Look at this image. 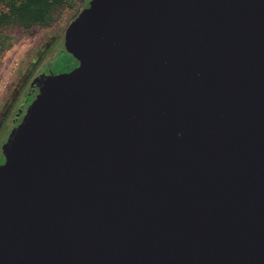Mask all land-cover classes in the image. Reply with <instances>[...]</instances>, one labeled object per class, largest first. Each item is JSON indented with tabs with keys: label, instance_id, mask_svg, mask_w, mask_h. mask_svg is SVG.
Wrapping results in <instances>:
<instances>
[{
	"label": "water",
	"instance_id": "1",
	"mask_svg": "<svg viewBox=\"0 0 264 264\" xmlns=\"http://www.w3.org/2000/svg\"><path fill=\"white\" fill-rule=\"evenodd\" d=\"M0 139V264H264V0H81Z\"/></svg>",
	"mask_w": 264,
	"mask_h": 264
},
{
	"label": "rangeland",
	"instance_id": "2",
	"mask_svg": "<svg viewBox=\"0 0 264 264\" xmlns=\"http://www.w3.org/2000/svg\"><path fill=\"white\" fill-rule=\"evenodd\" d=\"M71 2L75 6L62 9L49 27L34 28L27 33H12L18 38L0 56V113L26 77H32L45 64L54 66L60 40L81 5L80 0Z\"/></svg>",
	"mask_w": 264,
	"mask_h": 264
},
{
	"label": "trees",
	"instance_id": "3",
	"mask_svg": "<svg viewBox=\"0 0 264 264\" xmlns=\"http://www.w3.org/2000/svg\"><path fill=\"white\" fill-rule=\"evenodd\" d=\"M74 6L71 0H0V56L18 38L16 33L49 27L62 9Z\"/></svg>",
	"mask_w": 264,
	"mask_h": 264
},
{
	"label": "flooded vegetation",
	"instance_id": "4",
	"mask_svg": "<svg viewBox=\"0 0 264 264\" xmlns=\"http://www.w3.org/2000/svg\"><path fill=\"white\" fill-rule=\"evenodd\" d=\"M39 59L40 58H38V60ZM34 75H35V73L33 74L32 77H30V78L26 77V79H24V82L22 83L20 88L15 92L12 99H10V102H8L6 107L1 110V113H0V139H1L4 131L6 130L8 124L12 118V115L16 109L17 104L19 103L21 97L23 96V94L27 90L29 83L32 80V78L34 77ZM27 78H29L28 83H27Z\"/></svg>",
	"mask_w": 264,
	"mask_h": 264
}]
</instances>
